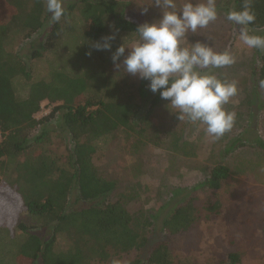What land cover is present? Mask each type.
Wrapping results in <instances>:
<instances>
[{
    "label": "trees",
    "instance_id": "trees-1",
    "mask_svg": "<svg viewBox=\"0 0 264 264\" xmlns=\"http://www.w3.org/2000/svg\"><path fill=\"white\" fill-rule=\"evenodd\" d=\"M7 2L14 10L9 17L0 18V169L8 162L10 170L0 180V210L18 209L33 222L16 224L25 235L17 247L16 260L25 264H91L120 253H133L127 264H177L171 254L172 238L189 230L203 216L218 215L221 209L218 199L198 201L195 193L201 188L219 189L229 177L228 166L213 165L208 177L186 192L187 199L163 222L164 238L145 251L147 236L136 229L133 216L120 200L108 198L114 182L99 176L92 156L97 141L120 129L158 146L160 137L152 113L161 101L159 91L152 93L148 81L141 79L136 93L115 98L97 96L93 89L97 77L62 71H52L47 78L34 77L21 57L7 48L14 44L16 35L29 39L47 22L46 46L51 47L65 33L64 28H71L75 12L86 24L83 35L88 42L101 38L107 25L136 34L139 24L128 19L122 2L114 0H69L59 22L51 21L46 0ZM233 3L234 10L239 11L245 0ZM252 11L256 19L247 28H263L264 0H252ZM259 59L256 80L264 92L260 86L264 54ZM18 76L28 82L22 98L16 96L13 87ZM44 104L53 106L37 118ZM57 116L59 125L54 126ZM62 135L64 143L59 139ZM59 239L66 244L62 249H57ZM236 259L230 254L231 263Z\"/></svg>",
    "mask_w": 264,
    "mask_h": 264
},
{
    "label": "rangeland",
    "instance_id": "rangeland-1",
    "mask_svg": "<svg viewBox=\"0 0 264 264\" xmlns=\"http://www.w3.org/2000/svg\"><path fill=\"white\" fill-rule=\"evenodd\" d=\"M68 1L63 0L64 8ZM114 1L122 2L128 19L138 24L151 23L161 16L153 0ZM182 2L177 0L178 8ZM216 8V20L198 29L197 33H187L181 46L190 47L191 43L199 41L217 52L228 51L235 57L232 65L203 70L235 82L237 86L236 96L224 105L227 111L236 113L232 129L221 138L213 139L203 124L186 118L178 120L172 112L175 110L166 107L168 101L161 99L152 113L160 137L158 146L120 129L97 141L92 160L99 176L114 182L108 198L120 200L133 216L136 229L147 236L145 251L164 238L163 222L176 205L187 199L186 192L203 182L213 165H227L229 177L219 189L201 188L195 193L198 201L207 197L218 199L219 214L203 216L189 230L175 235L170 244L172 257L177 264H233L230 254H235L238 259L234 264H264V92L256 80L259 57L264 50L248 48L240 39L239 27L236 29L237 25L226 19V14L234 10L233 0H216ZM13 10L7 0L2 4L0 1V18L9 17ZM74 14L71 28H64L65 33L51 47L46 46L47 22L29 39L16 35L8 50L21 57L34 77L47 78L52 71L90 75L97 77L93 87L97 96L115 98L136 93L141 79L123 72L122 63L117 68L111 57L119 45L130 46L137 34H125L107 25L102 37L115 34L116 38L111 41L110 50H96L92 45L102 37L86 41L83 35L86 24L79 12ZM248 31L264 37V27ZM127 53L126 48L125 55ZM13 87L18 98L26 96L28 82L22 76L13 81ZM52 106L42 105L36 117L46 115ZM52 125H59L58 116ZM64 136L59 137L63 143ZM232 142L237 143L226 151ZM7 166L8 162L0 169V180L9 172ZM19 221L33 223L18 209L1 208L0 264H25L16 260L17 247L25 237L16 228ZM57 244V249L66 245L62 239ZM133 258V253H120L91 264H127Z\"/></svg>",
    "mask_w": 264,
    "mask_h": 264
},
{
    "label": "clouds",
    "instance_id": "clouds-1",
    "mask_svg": "<svg viewBox=\"0 0 264 264\" xmlns=\"http://www.w3.org/2000/svg\"><path fill=\"white\" fill-rule=\"evenodd\" d=\"M152 3L161 10L160 18L137 25V39L130 46L119 45L112 53L114 65L120 68L122 63L123 72L147 80L149 90L159 91L178 120L199 122L210 137L221 138L235 122L236 113L227 111L224 105L236 96L237 86L203 70L232 65L235 57L199 41L190 47L181 46L187 33H197L216 20V0H183L179 8L177 0ZM46 11L52 22H59L65 15L63 0H46ZM226 19L239 26L240 39L248 48L264 50V37L250 34L247 28L256 19L252 0H245L242 10L229 11ZM115 38V34L102 37L92 46L96 50H110ZM260 86L264 88V80Z\"/></svg>",
    "mask_w": 264,
    "mask_h": 264
}]
</instances>
